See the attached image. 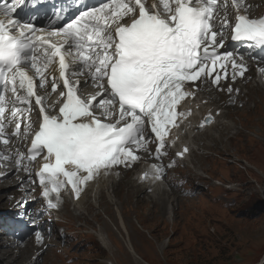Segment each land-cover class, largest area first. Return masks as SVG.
I'll return each mask as SVG.
<instances>
[{"label":"snow or ice","instance_id":"1","mask_svg":"<svg viewBox=\"0 0 264 264\" xmlns=\"http://www.w3.org/2000/svg\"><path fill=\"white\" fill-rule=\"evenodd\" d=\"M15 3H0V139L9 143L6 111L14 119L24 117L34 99L41 119L27 155L17 152L16 163L41 158L36 175L50 209L58 207L50 198L53 193L58 199L70 187L79 199L100 175L118 165L131 166L139 151H147L149 131L158 144L155 158L165 155L171 129L190 115L178 111L182 102L194 98L187 83L218 86L221 75L213 74L217 66L225 69L227 61L233 78L244 76L247 68L233 53L219 52L226 30L231 29L234 41L264 49V17L251 18L245 0H105L49 31L16 19ZM82 75L89 78L85 86L97 89L95 94L84 95L79 80L73 82L72 77ZM58 81L63 83L57 93ZM49 84L60 97L58 110L55 105L49 110L46 97L37 94V88ZM209 120L211 116L204 123ZM21 127L17 119L12 134L19 136ZM32 132L29 119L24 134ZM162 173V167L153 166L154 179ZM36 238L43 239L39 232Z\"/></svg>","mask_w":264,"mask_h":264},{"label":"rangeland","instance_id":"2","mask_svg":"<svg viewBox=\"0 0 264 264\" xmlns=\"http://www.w3.org/2000/svg\"><path fill=\"white\" fill-rule=\"evenodd\" d=\"M256 86L253 84L251 88H247V97ZM258 98L260 99L259 96ZM253 102L259 104L257 98H254ZM261 107L264 113V93ZM246 109H254L253 104L247 102L245 106L238 105V108L231 110L229 115L224 111L221 115L227 119L222 120V124L226 121L234 123L236 130L242 135H235V132H232V140L227 134L229 140L224 138L223 145L218 144L215 137L218 136L220 128H216L205 133L196 142L200 149L192 157L193 165H189L188 169L181 173L190 179H195L191 181L192 186L199 190L193 192H201L199 198L187 201L175 192L178 202L169 204L156 196L161 203L160 206V203L156 205L154 199L148 198L145 192L141 191L134 200L136 204L132 207L133 210L141 205L143 208L139 212H131L129 211L131 207L128 206L132 205L133 198L125 200V189H120L117 200L121 204L118 207L123 206L122 211L125 212L123 216L129 228V236L135 238L131 245L137 250L135 253L139 259L129 254L125 246V249L121 246L117 236L120 243L115 241V244L126 253L124 257L115 247H112V250L102 251L95 248L96 242L91 244L93 246H89L81 242L77 243L68 237L65 246L72 244V248L64 254L57 249L55 253L48 255L47 264H106L107 261H111L112 264H221V261L225 262L222 264H258L261 262L264 259V142L256 138L261 132L259 114L246 112ZM255 109H258V106ZM239 120L246 122L247 127L240 129ZM262 127L264 131V120ZM217 144L220 147L216 148ZM207 146L219 153L220 158L202 156L203 149ZM207 162L212 166L223 168L220 173H215L211 168L209 173L225 185H230L232 190L225 191L221 186H214V183H220L219 181L204 179V183L200 182V173L193 167L208 170L205 166ZM225 178L229 181H225ZM130 179L131 176L126 177L127 182H133V179ZM162 186L167 188L164 184ZM1 187L3 185H0ZM158 188L155 186L152 192L157 191ZM158 191L162 193L161 189ZM3 192L4 188L0 190V196H6ZM91 202L94 203V198L88 196L85 204ZM168 205H173L174 213L171 220L167 218L165 212ZM3 206L4 203H1L0 207ZM69 208L73 210V207L69 206ZM113 209H117V206L112 205V211ZM70 210L65 211L66 218H70ZM114 219L112 216V223L117 226ZM134 219L137 220V224H134ZM71 220L69 227L76 230L77 221L72 218ZM95 222L96 219L89 223L92 226ZM107 229L110 233V228ZM61 241L63 242L62 239ZM165 243H168L167 247ZM59 248L62 249L63 245ZM35 252L36 250L32 249L33 256ZM4 257V253H0V264H5L1 261ZM15 262L14 264H23V261L18 259ZM34 264H40V258Z\"/></svg>","mask_w":264,"mask_h":264},{"label":"bare ground","instance_id":"3","mask_svg":"<svg viewBox=\"0 0 264 264\" xmlns=\"http://www.w3.org/2000/svg\"><path fill=\"white\" fill-rule=\"evenodd\" d=\"M263 80H264V77H259L256 81L261 82ZM258 86L263 90V86L261 84H258ZM258 96L259 97L261 96V92L258 94ZM217 109H219V108H217ZM32 113H33V111H31L30 114H32ZM27 116L28 115L25 114V117H27ZM27 122H28V120L24 121V123L26 125H27ZM221 123H222V121H221ZM211 129H212V127L210 129H207V130H211ZM231 130H234V128L231 127V126H225L224 130L219 132L220 142H218V144H222V138L225 137L227 134L230 135ZM212 134H214V133H212ZM232 139L233 138H231V140ZM115 181H116L115 178H111V177L110 178H108V177L107 178H104L103 177V178H101V179L98 180V182L100 183L98 185V187H93L88 192H89L90 195H92L94 193H95V196L97 195L99 210H102L103 211L104 217L106 218L107 221H109V223H110V218L109 217H111L112 215L115 216V218H117L118 224H119V228H114V230L116 232H118V233L121 232L124 235H127L128 236L129 235V228H128L127 224L125 223V220H124V216H123L124 212L117 205H116L117 206V210H115V212H112L111 206L113 205L112 204L113 201L112 200L111 201H108V199H110V197H112V195H114L116 197V199H117L118 195L120 194L119 193L120 189H125V200L128 201L129 199L134 198L137 195V190L136 189H133V188H129V183L125 184L121 180L119 182H115ZM131 185L132 186H135L137 189H140V187L137 186L136 183H132ZM157 187H159L158 188L159 190L160 189L162 190V193H164V191L169 192L165 186L163 187L162 185H157ZM0 189H2V187ZM88 192H87V194H88ZM9 195H16V194L14 192H12ZM85 198H86V196H84L80 200V202L77 205H75V206H79L80 207L83 204ZM1 203H4V206L3 207H0V208H8V205H9L8 197L7 196H0V204ZM172 210H173V205H168L165 212L167 213V215H168L169 218L172 216ZM94 219H96V222L94 224L99 225L100 230L102 232H106V234H107V237L106 238H104L102 235H99V237H98L99 238V241H100L99 242L100 247H102L103 249H106L107 250L110 247L109 244H108V242H107V239L109 241H112L111 238H110L109 230L107 229L108 225L106 224V222H104V223H101L100 222V213L95 212L94 209H93V207L91 205H89L85 209V213L81 215V220L83 222H85V224L87 226L92 227L90 225V223H89L90 221L88 222V220H91V222H93ZM58 237L61 238L60 236H58ZM88 238L89 239H93L92 237H88ZM0 239H1V237H0ZM125 243H126V246H127L128 250H129V252L136 257L135 252L133 251V249L131 247H129V245L127 244V241L126 240H125ZM0 245H1V242H0ZM32 249H34L32 246H25L23 249L17 250V255L11 259L10 258V255H7V254L10 253V250L11 249H1V246H0V253H4V255H5L4 258H1V261L3 263H5V264H14V263H16L15 262L16 259H18L20 261H23V264H31V263L34 264L35 261L32 262V260H31V257L33 256ZM34 250L38 251L37 249H34Z\"/></svg>","mask_w":264,"mask_h":264},{"label":"trees","instance_id":"4","mask_svg":"<svg viewBox=\"0 0 264 264\" xmlns=\"http://www.w3.org/2000/svg\"><path fill=\"white\" fill-rule=\"evenodd\" d=\"M221 262H222V263H225L224 261H221ZM227 262H228V261H227ZM227 262H226V263H227ZM222 263H221V264H222Z\"/></svg>","mask_w":264,"mask_h":264}]
</instances>
